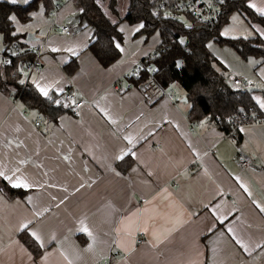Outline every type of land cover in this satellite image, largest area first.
Wrapping results in <instances>:
<instances>
[{
    "label": "crops",
    "instance_id": "1",
    "mask_svg": "<svg viewBox=\"0 0 264 264\" xmlns=\"http://www.w3.org/2000/svg\"><path fill=\"white\" fill-rule=\"evenodd\" d=\"M253 4L264 9V0ZM238 16L240 34L222 33L264 39V26ZM53 22L69 25L71 34ZM19 23L15 31L27 46L38 47L39 39L47 45L41 70L27 75L25 68V79L65 107L67 90L87 102L78 116L67 107L50 119L0 92V179L28 185L22 195L0 190V264H264V123L241 124L240 140L214 123L191 129L178 83L172 99L147 102L125 78L161 42L158 31L146 43L143 34L132 40L141 23L119 24L121 56L109 67L87 49L91 30L79 27L72 0L61 1L56 17L40 3ZM223 48L219 55L236 69L231 78L256 87L254 101H264V62L250 57L238 70ZM72 57L78 65L69 74ZM123 153L134 164L121 174L115 163ZM23 230L43 248L39 257L19 239Z\"/></svg>",
    "mask_w": 264,
    "mask_h": 264
},
{
    "label": "trees",
    "instance_id": "2",
    "mask_svg": "<svg viewBox=\"0 0 264 264\" xmlns=\"http://www.w3.org/2000/svg\"><path fill=\"white\" fill-rule=\"evenodd\" d=\"M54 0H30L27 3L12 4L0 0V34L3 49L0 51V92L19 99L27 109L37 110L43 116L55 119L67 110L62 103H55L57 96L42 95L30 80H25L24 70L34 59L36 49L27 46L23 33L15 31L13 22L8 19L14 14L17 20L25 23L31 19V12L40 3L45 15H51ZM160 0H127L125 8L118 7L117 0H72L75 17L80 28H89L91 37L87 49L99 64L109 67L121 56L116 44L123 42V33L119 24L143 23L144 27L136 34L151 36L156 31L161 37L155 54L142 58L141 69L129 72L125 78L132 86H137L147 76L146 66L154 70V77L165 88L178 83L184 91L189 109V121L197 124L205 121L214 123L224 134L240 140L239 126L252 123L264 110L259 108L246 87L233 84L227 67L212 54L209 42L232 48L244 59L258 58L264 62V39L258 33L253 36H226L222 33L230 16L237 13L249 26H264V14L250 7V0H226L221 7V14L211 23H201L193 19L186 25L182 20L164 19L158 21L152 15V8ZM120 8L124 12H121ZM16 32V35H12ZM184 43L181 44L180 41ZM15 53V54H13ZM180 60V64H178ZM76 57L65 65L67 73L72 74L77 68ZM23 81V83H21ZM264 94V88L261 89ZM134 159L130 153L122 160L117 159L115 166L124 174ZM0 190L9 196L22 195L24 189L10 186L0 179ZM19 239L31 251L34 258L39 257L43 248L23 230Z\"/></svg>",
    "mask_w": 264,
    "mask_h": 264
},
{
    "label": "built area",
    "instance_id": "3",
    "mask_svg": "<svg viewBox=\"0 0 264 264\" xmlns=\"http://www.w3.org/2000/svg\"><path fill=\"white\" fill-rule=\"evenodd\" d=\"M61 1L54 0L52 2L51 16L56 17L61 6ZM226 2V0H160L153 8L152 15L158 20L162 21L164 19H176L182 21H189L191 19L201 22V23H211L217 20L221 14V7ZM53 22V26H57L59 31L65 35L71 34V27L67 24L61 23L57 24ZM47 48L45 39H43L38 47H36V54L34 59L27 65L26 74L29 75L31 72L38 73L41 70V61L39 59L40 53ZM155 54V50L151 53ZM150 55V54H149ZM147 55V56H149ZM146 57V56H145ZM144 65L142 59L136 62L131 71L135 69H141ZM148 73L147 78L140 82L136 87L141 91L147 102L151 103L159 97H167L172 99V91L163 88L159 82L154 77V71L150 65L145 67ZM26 79L24 80V82ZM233 84L242 85L240 77L233 78ZM129 86L132 84L129 82ZM118 93H123L125 91L124 87L115 85ZM62 100L67 104L70 113L73 116H78L81 106H83L87 100L83 97H79L76 91L67 90L62 94ZM42 115L40 114L35 125L41 123ZM252 123H264V116H260L257 120ZM194 123L190 121L191 129L194 128ZM241 164L243 166L247 165V161L242 160ZM141 237H136V242H140ZM106 264V262H104Z\"/></svg>",
    "mask_w": 264,
    "mask_h": 264
},
{
    "label": "rangeland",
    "instance_id": "4",
    "mask_svg": "<svg viewBox=\"0 0 264 264\" xmlns=\"http://www.w3.org/2000/svg\"><path fill=\"white\" fill-rule=\"evenodd\" d=\"M117 3H118V7L120 6V7H122V8H125V6H126V3H127V0H117ZM122 8H120V10H121V12H124L123 11V9ZM235 15H239V14H233L232 16H230V18H229V21H228V23L225 25V28H223L224 29V32H226V33H228V31H230L231 33H228V34H233V35H238V34H240V33H236V32H239V30L242 28L241 27V23H239L238 21H235V19H233V17L235 16ZM238 17H240V19H242L243 20V18H242V16H238ZM184 23L186 24V25H189V21H184ZM15 24H19L20 25V23L18 22V20L15 22ZM222 29V30H223ZM224 32H223V34H224ZM156 34L157 35H155L154 37H159L158 35V32H156ZM141 34H136V32L134 33V35H133V37L131 38L132 40H135L138 36H140ZM225 35V34H224ZM143 36V35H142ZM151 37V36H150ZM150 37H148V38H150ZM147 37H144L143 36V42L144 43H146V39H148ZM145 39V40H144ZM42 41V40H41ZM40 41V39L39 40H36V42H41ZM144 43H142V44H144ZM208 46H209V49H210V51L212 52V54L214 55V56H216L220 61H221V63H223L226 67H227V69H228V72L229 73H231V75H233L234 73H236V69L235 68H233V66H232V64L225 58V59H223L222 57H221V54L219 55V51H221V52H223V46L224 47H226L225 49H227L229 52H230V56H229V58H231L232 60H233V62H234V65L235 66H237L238 67V70H243L242 69V67L240 66V63H241V61H246V60H248V59H244V58H242L241 56H239L232 48H230V47H228V46H225V45H219V44H214L213 42H210V43H208ZM3 48H2V42L0 41V50H2ZM139 61V60H138ZM239 86H241V85H239ZM241 87H244V86H241ZM171 91L172 90H177V86L175 85V84H173L172 86H171V89H170ZM173 92V91H172ZM257 97H263L262 96V94L261 93H257V95H256ZM13 101H15L14 99H13Z\"/></svg>",
    "mask_w": 264,
    "mask_h": 264
},
{
    "label": "snow or ice",
    "instance_id": "5",
    "mask_svg": "<svg viewBox=\"0 0 264 264\" xmlns=\"http://www.w3.org/2000/svg\"><path fill=\"white\" fill-rule=\"evenodd\" d=\"M10 2L12 4H16L18 2V0H10ZM23 2L27 3V0H23ZM250 7H255V5H250ZM258 11H260L262 14H264V9H258ZM8 19L10 21H13V22H16L17 21V17L15 15H11L8 17ZM144 27V24L141 23L135 30L138 32L140 29H142ZM17 31H19V29H17ZM12 35H16V32H13ZM3 37H0V40H2ZM181 44L184 43L183 40L180 41ZM116 47L119 49L120 48V45L119 44H116ZM55 50V49H54ZM122 50V49H121ZM15 54V53H13ZM152 71H154L155 69H151ZM21 83H23V81H21ZM37 87L39 88V85H37ZM40 92L45 96L47 97L48 96V90L46 88H39ZM55 103L59 104V101H55ZM257 103L260 105L261 108H264V101H261L259 98H257ZM128 153H123L121 154L120 156L117 157V159L119 160H122L124 158L125 155H127ZM0 175H3L2 173H0ZM10 179V178H8ZM13 187H17V188H21V187H28V185L26 183H23V182H16V183H13L12 185ZM247 190V189H246ZM261 211H264V208H261ZM23 227H27V225H24ZM82 231L88 233V229L87 227H83L81 229ZM90 234V233H89ZM32 235L37 239L39 240V237L36 235V233H32Z\"/></svg>",
    "mask_w": 264,
    "mask_h": 264
},
{
    "label": "water",
    "instance_id": "6",
    "mask_svg": "<svg viewBox=\"0 0 264 264\" xmlns=\"http://www.w3.org/2000/svg\"><path fill=\"white\" fill-rule=\"evenodd\" d=\"M32 38H33V37H32ZM32 38H31V33H27V34H26V39H27V40H31ZM177 63L180 64V63H181L180 60H178ZM255 88H256V87H254V86H247V87H246V90L252 92V91L255 90ZM182 100H183V101H187V97L184 96Z\"/></svg>",
    "mask_w": 264,
    "mask_h": 264
}]
</instances>
